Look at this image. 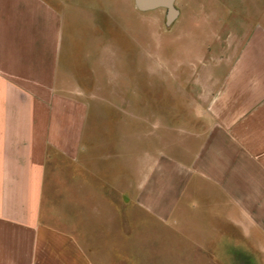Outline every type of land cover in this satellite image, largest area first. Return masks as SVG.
<instances>
[{
  "label": "crops",
  "instance_id": "obj_1",
  "mask_svg": "<svg viewBox=\"0 0 264 264\" xmlns=\"http://www.w3.org/2000/svg\"><path fill=\"white\" fill-rule=\"evenodd\" d=\"M106 2L0 0V264H103L64 219L78 203L146 215L216 264H264V12L220 21L191 90L150 109L142 77L112 81Z\"/></svg>",
  "mask_w": 264,
  "mask_h": 264
},
{
  "label": "rangeland",
  "instance_id": "obj_2",
  "mask_svg": "<svg viewBox=\"0 0 264 264\" xmlns=\"http://www.w3.org/2000/svg\"><path fill=\"white\" fill-rule=\"evenodd\" d=\"M106 6L111 14L107 12L105 17L98 18H103L111 38L112 81L126 83L125 91H130L134 88L132 77H142L139 78V90L145 99L144 106L150 109H158L161 106L158 101L169 100L168 85L171 90L184 89L183 77L186 69L189 70L185 66L195 72L199 68L202 47L217 45L216 32H223L225 25L220 21L231 23L232 16L239 11L262 9L264 12V0H178L176 6L180 18L173 27H167L164 9L141 12L134 0H109ZM220 9L223 12L219 15ZM209 57L214 59L215 56L210 54ZM168 77H179V81H168ZM186 88L191 90L190 86ZM179 96L181 101H177L176 108L183 110V94ZM182 117L176 122H182ZM109 128L114 129L112 134L116 132L114 126ZM106 132L109 133L107 129ZM78 196L80 202L88 198L87 193ZM62 213L64 219L72 221L73 232L81 242L94 249L103 264L116 263L114 253H122L128 258L139 255V264H216L182 237L153 231L146 225L148 217L141 213H131L121 216L119 221H112L106 215H95L86 203L65 204ZM109 253H112V262L106 259ZM221 260L223 264H237L238 261L233 256ZM239 262L249 264L252 259L240 258Z\"/></svg>",
  "mask_w": 264,
  "mask_h": 264
},
{
  "label": "water",
  "instance_id": "obj_3",
  "mask_svg": "<svg viewBox=\"0 0 264 264\" xmlns=\"http://www.w3.org/2000/svg\"><path fill=\"white\" fill-rule=\"evenodd\" d=\"M178 0H135V5L141 12H150L158 9H165L166 25L171 27L179 18L180 11L176 6Z\"/></svg>",
  "mask_w": 264,
  "mask_h": 264
}]
</instances>
